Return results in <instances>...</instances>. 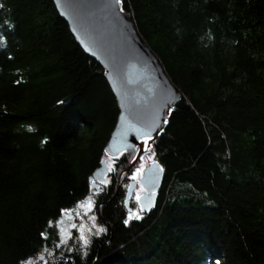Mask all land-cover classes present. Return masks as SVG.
<instances>
[{"label": "trees", "instance_id": "1", "mask_svg": "<svg viewBox=\"0 0 264 264\" xmlns=\"http://www.w3.org/2000/svg\"><path fill=\"white\" fill-rule=\"evenodd\" d=\"M120 6L180 94L142 154L155 205L124 206L134 151L91 179L118 109L52 1L0 0V264H264V0ZM87 200L100 232L56 246Z\"/></svg>", "mask_w": 264, "mask_h": 264}, {"label": "water", "instance_id": "2", "mask_svg": "<svg viewBox=\"0 0 264 264\" xmlns=\"http://www.w3.org/2000/svg\"><path fill=\"white\" fill-rule=\"evenodd\" d=\"M51 1L78 47L99 65L116 102V121L103 147L105 161L91 177L95 182H105L107 160L136 150L125 168L128 172L163 130L180 94L136 33L130 16L121 9L120 0ZM137 182L142 187L137 204L141 211L149 212L162 184L159 165L148 163ZM134 184L128 183L125 208Z\"/></svg>", "mask_w": 264, "mask_h": 264}, {"label": "rangeland", "instance_id": "3", "mask_svg": "<svg viewBox=\"0 0 264 264\" xmlns=\"http://www.w3.org/2000/svg\"><path fill=\"white\" fill-rule=\"evenodd\" d=\"M146 150H147V148L143 151V153L146 152ZM134 155H135V153H134ZM134 155H133V157H134ZM148 162H150V161L146 160V157L143 160L138 161V164L136 165V167L133 168V174L131 177V182L136 181V175L137 174L140 177L143 169L147 166L146 164ZM127 187H128V183L126 185V189H127ZM138 197H139L138 191H134L133 196H132V200L136 203L137 209H135L132 213H134L135 217H137L138 213H139V206L137 204ZM85 207H83L82 205H77L75 208L68 210L65 213H63L61 218L57 221V224H56V226H57V241L55 243L56 246L65 245L67 242H75V243H79L81 245H84L85 243H87V240L91 235H97L100 232V228L97 227V225L95 223L94 213L89 210L87 205ZM36 261L37 262L34 264H42L43 263L42 259H39Z\"/></svg>", "mask_w": 264, "mask_h": 264}, {"label": "flooded vegetation", "instance_id": "4", "mask_svg": "<svg viewBox=\"0 0 264 264\" xmlns=\"http://www.w3.org/2000/svg\"><path fill=\"white\" fill-rule=\"evenodd\" d=\"M134 151V153H135V151L136 150H133ZM143 154V153H142ZM145 158V156L144 155H140L137 159H139V160H143ZM151 162H153V161H150V162H148V163H151ZM147 163V164H148ZM146 164V165H147ZM145 165V166H146ZM144 166V167H145ZM143 167V168H144ZM126 174H128L127 175V179H128V183L129 182H131V177H132V174H133V169L131 168L128 172H125ZM138 177H139V175L137 174L136 175V181H135V184H134V188H133V190H132V192H131V194H132V196H133V192L134 191H138V195H141V192H142V188H141V186H140V184L137 182V180H138ZM137 186V187H136ZM140 187V188H139ZM140 189V190H139ZM130 194V195H131ZM130 197V196H129ZM80 205H82L83 207H85L86 205L88 206V208H89V210L90 211H92L93 213H94V215H95V213H97V208L100 206V205H97V207H96V211L94 212L93 211V208H94V204H93V202H90L89 200H87V201H84V202H81L80 203ZM86 208V207H85Z\"/></svg>", "mask_w": 264, "mask_h": 264}, {"label": "snow or ice", "instance_id": "5", "mask_svg": "<svg viewBox=\"0 0 264 264\" xmlns=\"http://www.w3.org/2000/svg\"><path fill=\"white\" fill-rule=\"evenodd\" d=\"M129 218H131V216H130ZM136 218H139V217H136ZM126 222H127V221H126Z\"/></svg>", "mask_w": 264, "mask_h": 264}]
</instances>
